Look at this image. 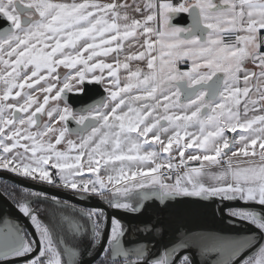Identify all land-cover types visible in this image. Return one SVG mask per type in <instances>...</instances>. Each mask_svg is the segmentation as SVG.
<instances>
[{"label": "snow or ice", "instance_id": "obj_1", "mask_svg": "<svg viewBox=\"0 0 264 264\" xmlns=\"http://www.w3.org/2000/svg\"><path fill=\"white\" fill-rule=\"evenodd\" d=\"M0 22V171L29 183L12 199L33 229L3 218L0 264H69L68 237L105 235L99 264H264V0H0ZM180 198L251 206L221 214L257 239L184 223L125 245L81 207Z\"/></svg>", "mask_w": 264, "mask_h": 264}, {"label": "water", "instance_id": "obj_2", "mask_svg": "<svg viewBox=\"0 0 264 264\" xmlns=\"http://www.w3.org/2000/svg\"><path fill=\"white\" fill-rule=\"evenodd\" d=\"M174 23H179V17L174 20ZM92 99H98V96L92 95ZM85 102L88 103L90 101L86 100ZM75 106L79 107L80 105L76 104ZM0 177L8 179L18 185L30 187L29 183L23 182L18 177L10 175L4 171H0ZM33 189L38 190L37 188ZM52 194H57L56 190H52ZM62 198L67 197L63 196ZM192 199L193 198H180L169 200L166 202V205L161 204L157 200L149 199L148 201H145L142 211L138 214L118 213L114 209H108L105 205L95 199L83 200L82 202L84 203L85 201H90V204L85 203L88 207H104L110 216L118 215L120 219L124 221L125 225L129 226L127 235L124 238L125 245L131 244L136 240H141V242H149L155 245L156 248H159L161 243L172 238L177 226L184 223H195L206 230L218 231L223 234L239 235L241 239L246 240L248 243H254L257 239L255 234L258 229H256L252 224L242 220L232 224L229 223L226 215L221 214L224 209L240 210L251 206L245 205L239 200L225 201L223 203H194ZM217 209L220 211L217 212ZM10 214L22 216L0 192V222H2L4 217L10 216ZM149 221L152 223H158V226L163 229V232L156 237H144L142 233H138L136 231L137 227H140L143 223ZM27 226L32 228L29 224H27ZM29 227L27 228L30 232H32L33 229H30ZM245 233H252V235H244ZM137 251H139V249H137ZM13 264H19V262L16 261ZM197 264H199V257H197Z\"/></svg>", "mask_w": 264, "mask_h": 264}, {"label": "flooded vegetation", "instance_id": "obj_3", "mask_svg": "<svg viewBox=\"0 0 264 264\" xmlns=\"http://www.w3.org/2000/svg\"><path fill=\"white\" fill-rule=\"evenodd\" d=\"M188 22L186 15L179 17V23H176L177 25H184ZM5 172V171H4ZM8 173V172H6ZM10 175H13L12 173H8ZM15 176V175H13ZM17 188V189H23L27 188L21 185H18L16 183H13L12 181L1 178L0 177V192L7 198V200L15 207L13 203V195H16L17 199L23 198V194L21 191H17L16 193H12V189ZM7 189V191H5ZM36 190V189H33ZM81 207H86V208H96V207H88L85 203L90 204V201H85L84 203L81 201ZM33 207H36V204L32 205ZM16 208V207H15ZM5 218V217H4ZM7 218L12 219L17 221L22 228L26 229L28 232L29 229L27 227V224H29L31 227V223L29 222L27 217L24 216H17L15 214H10ZM30 228V227H29ZM32 229V228H30ZM68 242L70 245L75 247V251L73 250V247H69L66 249V255L69 264H74V261L76 260L77 257H79V264H99L101 260L100 253L103 252V244L107 242V236L105 235L104 240L100 241V248L96 249L95 251H89L91 248V242L88 240H73L70 237L67 238ZM14 262H10L9 264H13Z\"/></svg>", "mask_w": 264, "mask_h": 264}, {"label": "rangeland", "instance_id": "obj_4", "mask_svg": "<svg viewBox=\"0 0 264 264\" xmlns=\"http://www.w3.org/2000/svg\"><path fill=\"white\" fill-rule=\"evenodd\" d=\"M229 135H231V134H229Z\"/></svg>", "mask_w": 264, "mask_h": 264}]
</instances>
